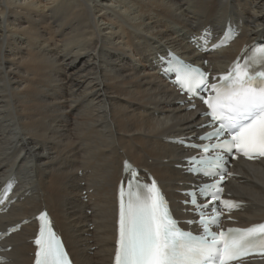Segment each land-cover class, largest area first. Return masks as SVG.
<instances>
[{
  "label": "bare ground",
  "instance_id": "1",
  "mask_svg": "<svg viewBox=\"0 0 264 264\" xmlns=\"http://www.w3.org/2000/svg\"><path fill=\"white\" fill-rule=\"evenodd\" d=\"M19 1L0 0V191L14 186L0 231L21 225L0 242V262L33 264V218L45 209L76 264H113L125 161L159 181L179 219L192 218L182 192L199 182L185 161L196 152L180 140L210 128L165 59L226 73L264 41V0ZM227 28L238 39L214 48ZM233 167L239 177L225 186L244 205L233 225L263 222L264 161Z\"/></svg>",
  "mask_w": 264,
  "mask_h": 264
},
{
  "label": "snow or ice",
  "instance_id": "2",
  "mask_svg": "<svg viewBox=\"0 0 264 264\" xmlns=\"http://www.w3.org/2000/svg\"><path fill=\"white\" fill-rule=\"evenodd\" d=\"M176 72L178 86L190 98L200 88H210L213 93L202 98L207 108L202 115L210 117L204 127L212 131L200 140L209 143L203 144L202 154L189 158L188 164L192 172L219 178L218 182L198 189L200 196L215 202L223 193L219 185L225 178L220 175L225 155L233 159L242 155L249 160L264 157V46L246 50L227 74L218 78L219 83L209 84L206 74L196 70L180 68ZM124 172L130 178L126 187L122 183L119 190L114 264H232L248 255H264V223L246 229L212 231V226L220 224V209L213 204L215 210L206 212L208 204H198L193 191L187 195L199 211L203 230L201 235H193L178 226L155 181H140L138 172L127 161ZM222 203L229 211L237 207L233 201ZM37 219L35 264H70L47 213H41Z\"/></svg>",
  "mask_w": 264,
  "mask_h": 264
},
{
  "label": "rangeland",
  "instance_id": "3",
  "mask_svg": "<svg viewBox=\"0 0 264 264\" xmlns=\"http://www.w3.org/2000/svg\"><path fill=\"white\" fill-rule=\"evenodd\" d=\"M17 1H19V0H17ZM32 1L33 0H30V1H28V2H26L27 4L29 3V4H32ZM20 3L22 2V0H20L19 1ZM18 2V3H19ZM35 3H36V0L34 1ZM24 3V2H23ZM25 4V3H24ZM38 5V4H37ZM41 6H43V4H41ZM110 6H111V8L112 9H114V10H116V12H120L121 14H122V16H126V15H129L128 13L130 12V11H128V10H126V8L124 7V6H119V4H116V3H111L110 4ZM128 11V12H127ZM133 12L134 11H132V13H130V14H133ZM124 14H126V15H124ZM98 20H101V18L100 17H98ZM104 24H106V22L104 23ZM162 30L164 31V30H166V29H164V28H162ZM141 32H142V30H141ZM173 38H176V37H173ZM128 50V52L130 53V55H131V57L133 58V54H132V52L130 51V49L128 48L127 49ZM136 60V59H135ZM199 66H201V65H199ZM184 96V95H183ZM84 197H86V195H85V193H84ZM86 199V198H85Z\"/></svg>",
  "mask_w": 264,
  "mask_h": 264
}]
</instances>
